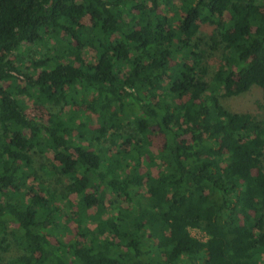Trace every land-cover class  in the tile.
I'll list each match as a JSON object with an SVG mask.
<instances>
[{"label": "trees", "instance_id": "16d2710c", "mask_svg": "<svg viewBox=\"0 0 264 264\" xmlns=\"http://www.w3.org/2000/svg\"><path fill=\"white\" fill-rule=\"evenodd\" d=\"M254 86L264 0H0V264H264Z\"/></svg>", "mask_w": 264, "mask_h": 264}, {"label": "rangeland", "instance_id": "374dc122", "mask_svg": "<svg viewBox=\"0 0 264 264\" xmlns=\"http://www.w3.org/2000/svg\"><path fill=\"white\" fill-rule=\"evenodd\" d=\"M210 28L208 26L204 27L202 26L201 31L204 34H208ZM86 60L91 63L94 61L93 55L90 54L89 52L86 53ZM219 62V56L215 55L209 60V65H210V72L209 75H212L216 69L217 65ZM222 102L225 106H227L229 109L234 110V111H239V112H244V111H250L252 113H256L257 115L264 116V108L262 107V104L264 103L262 96L257 88V86H254L249 92H246L244 94H241L236 97L232 98H223ZM26 112L30 115H38L41 118H43V115L37 114L36 110L32 108V102L28 101L27 102V109ZM99 123V118L97 116L94 117L92 125H96V123ZM160 139L157 137L156 141L158 142ZM48 155L51 157L52 155L48 153ZM63 221V220H62ZM64 222V221H63ZM66 230L68 232H74L75 231V222L74 221H69L65 222ZM92 225V224H91ZM190 233L198 238L204 239L205 236L203 232L196 228H190ZM16 247L13 246L10 250L7 252L3 253L4 258L12 257L17 254Z\"/></svg>", "mask_w": 264, "mask_h": 264}]
</instances>
